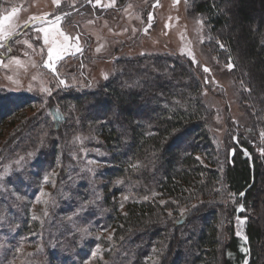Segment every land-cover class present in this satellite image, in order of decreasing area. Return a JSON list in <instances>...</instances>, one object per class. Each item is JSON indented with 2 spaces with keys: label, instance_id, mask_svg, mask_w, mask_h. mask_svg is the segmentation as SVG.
<instances>
[{
  "label": "trees",
  "instance_id": "trees-1",
  "mask_svg": "<svg viewBox=\"0 0 264 264\" xmlns=\"http://www.w3.org/2000/svg\"><path fill=\"white\" fill-rule=\"evenodd\" d=\"M190 9L204 19L209 36L219 46L218 57H225L233 65L232 73L245 89L242 97L255 106L262 121L252 123L249 119L250 124L264 128V0H191ZM201 89L192 66L180 57L128 60L116 67L115 75L101 87L65 91L61 99H50L46 116L42 114L43 125L51 130L49 138L39 136L27 141L22 138L25 134L18 137L15 133L29 132L22 124H32L34 119H25L26 110H32L38 101L33 96L0 92V168L4 158L18 160L20 155L22 159L25 156L18 164L24 166L20 170L17 167L12 176L18 181L26 178L25 184L31 188V195L19 189L14 190L15 194L33 199L41 175L52 171L55 164L68 163L69 137L58 136L60 130L67 129V121H71L69 131L74 130L73 123L78 124L82 134L109 155L110 170L103 177L106 185L98 187L100 202H109V182L114 180H120L130 194L123 213L108 203L103 216L98 210V216L94 215L90 207L84 206L85 201H91L88 184L74 179L58 182L60 174L69 175L63 168L55 185L62 183V196L56 201L61 204L66 195L69 209L63 211L73 214L74 221L54 219L50 212L53 222L48 226L53 225L47 231L29 220V206L19 204V199L10 195L0 196V237L6 234L14 238L13 245L19 244V235L33 233L44 238L23 264H81L90 253L84 247L95 244L82 240L84 229L74 228L76 222L82 227L110 228V241L97 242L101 248L99 264H241L243 257L237 252L239 227L247 249L246 264H259L262 231L246 213L255 185L264 182V163L250 144L231 139L234 155L225 167L224 177L219 175L215 168L217 150L208 133L212 113L204 108ZM69 104L74 106L75 114L67 112ZM250 130L255 137L253 128ZM55 134L60 141L53 139ZM223 184L236 198L230 207L220 202ZM4 203L10 212L19 208L9 216L4 213ZM227 219L228 241L221 245L219 224ZM4 249L6 257L0 259V264H6L14 251Z\"/></svg>",
  "mask_w": 264,
  "mask_h": 264
},
{
  "label": "rangeland",
  "instance_id": "rangeland-1",
  "mask_svg": "<svg viewBox=\"0 0 264 264\" xmlns=\"http://www.w3.org/2000/svg\"><path fill=\"white\" fill-rule=\"evenodd\" d=\"M190 2L191 0H2L0 92L33 96L38 101L32 110H26L25 119H34L32 124H28L29 122L26 125L22 124L25 126L23 130L27 129L29 132L21 133L19 129L17 131L20 133L15 131L16 136L22 137L25 134L22 137L25 141L39 136L49 138L51 130L43 125L42 116H46L45 109L52 99L55 98V101L61 99L65 91H91L101 87L115 75L116 67L118 68L122 62L166 55L180 57L189 63L200 83L204 108L212 113L208 133L217 150L215 168L219 175L224 177L225 167L233 158L231 139L233 141L241 139L245 144H250L264 163V128L250 124V120L252 123L262 120L258 119L255 106L249 103V99L242 97L241 92L245 89L232 73L233 65L224 59L225 57H218L219 46L209 36L204 19L190 9ZM16 36L18 37L10 42ZM81 73L84 74V78ZM68 106L70 107L67 112L75 114L74 106L70 104ZM65 117L68 120V113ZM35 121H38V124ZM70 122L66 123L67 129L70 128ZM73 124L74 130L69 131L65 128L58 132L59 137H69L68 163L55 164L52 171L41 175L40 186H37L39 188L36 193L34 192L33 199L25 198L31 195L30 185L25 184L27 179L18 181L12 176L17 167L20 170L21 166H24L18 164L26 159L25 156L22 159L23 156L20 155L17 157L18 160L12 156L7 157L1 164L0 196L7 198L10 195L14 199H19V204L29 206V220L38 223L46 231L53 225L52 223L48 226V223L53 222L49 219L50 212L54 214V219L74 221L71 218L73 214H67V210L63 211L69 209L66 195L61 204L56 201L57 196H62L60 191L62 183L56 188L55 185L57 175L59 177L63 168L69 175L60 174L58 182L74 179L76 183L88 184L91 201H85L84 206L87 209L90 207L94 215L98 216V210L99 215L103 216L104 207H107L108 203L111 205L113 203L123 213L130 198L128 189L121 181L114 180L109 182L112 193L109 202H100L102 193L98 187L103 188L106 185L107 181L103 177L106 175L105 171L108 175L110 170L109 155L94 145L95 142L87 135L82 134L78 124ZM249 127L253 128L255 137ZM8 136L9 134L4 136L1 142L3 143ZM58 136L55 134L53 139L60 141ZM41 143L36 149L40 148ZM58 150L60 151V148ZM231 151L233 155L230 158ZM245 158L242 156V159ZM28 159L32 161L30 153ZM60 159L62 162V158ZM60 159H55V162L60 163ZM7 178H10L9 184L6 182ZM255 186L253 200L246 216L262 231V239L258 243L260 252L258 263L264 264V182ZM226 188L223 184L221 190L224 192L223 194L219 192V198L226 207H230L236 198L232 193H228ZM16 189L27 195L21 198L14 193ZM6 204L3 206L4 213L8 212L10 216L13 211L17 212L19 207L13 208L10 212ZM221 221L219 238L221 245H225L228 241L227 228L230 223L228 219L227 222ZM74 228L84 229V235L81 231L84 237L82 240H88V244L93 242L95 244L92 248L88 245L84 247L85 251L90 250V253L87 259L81 260V264H99L101 248L97 242L100 239L110 241V228L96 225L82 227L77 222ZM238 234L237 252L241 258L243 257L241 264H246L247 249L240 227ZM3 235L0 237V259L6 257L4 247L14 250L9 254V261H5L6 264H23L44 239L41 235L37 238L33 233L19 235L16 237V243L19 241V244L13 245L14 238ZM229 255L230 253H226V256Z\"/></svg>",
  "mask_w": 264,
  "mask_h": 264
},
{
  "label": "water",
  "instance_id": "water-1",
  "mask_svg": "<svg viewBox=\"0 0 264 264\" xmlns=\"http://www.w3.org/2000/svg\"><path fill=\"white\" fill-rule=\"evenodd\" d=\"M232 155H233V151L230 152V158L232 157Z\"/></svg>",
  "mask_w": 264,
  "mask_h": 264
}]
</instances>
